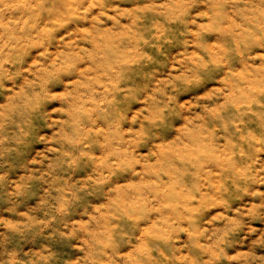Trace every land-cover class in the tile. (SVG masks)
I'll use <instances>...</instances> for the list:
<instances>
[{
	"label": "clouds",
	"instance_id": "1",
	"mask_svg": "<svg viewBox=\"0 0 264 264\" xmlns=\"http://www.w3.org/2000/svg\"><path fill=\"white\" fill-rule=\"evenodd\" d=\"M0 264H264V0H0Z\"/></svg>",
	"mask_w": 264,
	"mask_h": 264
}]
</instances>
